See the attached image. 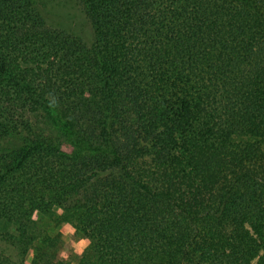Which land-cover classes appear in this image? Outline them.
<instances>
[{
    "label": "trees",
    "instance_id": "1",
    "mask_svg": "<svg viewBox=\"0 0 264 264\" xmlns=\"http://www.w3.org/2000/svg\"><path fill=\"white\" fill-rule=\"evenodd\" d=\"M63 223L75 264H264V0H0V264H71Z\"/></svg>",
    "mask_w": 264,
    "mask_h": 264
},
{
    "label": "rangeland",
    "instance_id": "2",
    "mask_svg": "<svg viewBox=\"0 0 264 264\" xmlns=\"http://www.w3.org/2000/svg\"><path fill=\"white\" fill-rule=\"evenodd\" d=\"M71 10V11H69ZM73 11H76V12H73ZM78 15V11L74 8H72V6H70V8H66L65 5H62V6H57V7H54L53 9L50 10V14H49V19L50 21H52L55 25L57 26H64V27H68V28H75V24L78 22V19H77V16ZM76 29V28H75ZM71 30V29H70ZM63 149L65 150H69L68 146L67 145H64L63 146ZM55 216L58 217L59 214L58 213H55ZM34 220V225L36 223H38V216H35V219H32V222ZM36 220L38 222H36ZM49 221V219L47 220V222ZM51 221V220H50ZM66 225L70 226L69 224H61V225H58V227L56 228L58 232H60L63 236V240L64 242H66L64 244V248H63V253L66 254L67 256V259H64L62 256L61 258H63L64 260H66L67 262L71 263V264H75L76 262V259L78 256L80 255H76L73 248H72V242H75V241H78L79 239H74V238H71V236L73 234H68L67 233V227ZM51 227H48L47 230H50ZM68 235V237H70L68 240H65L64 237L65 235Z\"/></svg>",
    "mask_w": 264,
    "mask_h": 264
},
{
    "label": "clouds",
    "instance_id": "3",
    "mask_svg": "<svg viewBox=\"0 0 264 264\" xmlns=\"http://www.w3.org/2000/svg\"><path fill=\"white\" fill-rule=\"evenodd\" d=\"M33 219H35V213L33 214ZM66 227H67V233L68 234H73L75 232V229L72 228L71 226L66 225ZM64 239L65 240L69 239L67 234L65 235ZM91 243H92V241L89 238L82 237L78 241L72 242V248H73L76 255H82L83 252L85 251V249L91 245ZM61 256L64 259H67V256L65 253L62 252Z\"/></svg>",
    "mask_w": 264,
    "mask_h": 264
}]
</instances>
